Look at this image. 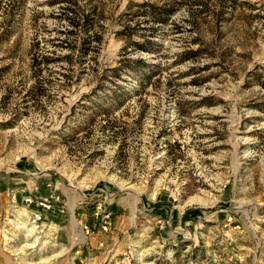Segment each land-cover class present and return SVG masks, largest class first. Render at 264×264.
<instances>
[{"label":"rangeland","instance_id":"1","mask_svg":"<svg viewBox=\"0 0 264 264\" xmlns=\"http://www.w3.org/2000/svg\"><path fill=\"white\" fill-rule=\"evenodd\" d=\"M8 1L0 264H264V0ZM140 1L169 19L150 30ZM91 6L69 32L66 8ZM72 204L101 240L75 257L57 221Z\"/></svg>","mask_w":264,"mask_h":264},{"label":"trees","instance_id":"2","mask_svg":"<svg viewBox=\"0 0 264 264\" xmlns=\"http://www.w3.org/2000/svg\"><path fill=\"white\" fill-rule=\"evenodd\" d=\"M7 0H4V2L0 1V9H2V12L10 11V7L13 4H10L11 2H5ZM55 0H50V2H53ZM74 3V2H71ZM132 2L129 0L127 1L125 7L128 8L129 5ZM138 7V10L142 14H147L152 24L147 26L150 30L154 29L157 25H160L162 23H165L170 16V13L172 12V8L165 7L163 5H155L153 3L147 2V1H140L139 3H135ZM67 11H70V17H69V23L71 25V28L68 30L69 32H72L73 27L78 26V28H81L84 32H87L89 30V27L91 26V14H97L96 8L94 6H91L89 10L86 12H82L79 16H77L76 11L73 8H66ZM10 13V12H8ZM65 13V9L63 11ZM9 21H11V18L8 17V14L6 17L2 18L0 20V30H2V34L5 35L8 33V30L6 28V25L9 24ZM117 34H123L125 35V27L123 26L120 30L116 32ZM151 33L149 36H152L154 32ZM92 39H97V36L95 34H91ZM90 35H86L85 38L80 39L78 48L82 52H86L87 49H89V39ZM150 43L149 39H145L144 42L138 43L135 42V46L137 48H140L142 50L150 51L148 44ZM200 53V50L198 48L196 49H185L182 50V57L183 58H191L193 56H196ZM66 58H69V56L66 54ZM261 69L264 71V67H261ZM261 85L264 86V82H261Z\"/></svg>","mask_w":264,"mask_h":264},{"label":"crops","instance_id":"3","mask_svg":"<svg viewBox=\"0 0 264 264\" xmlns=\"http://www.w3.org/2000/svg\"><path fill=\"white\" fill-rule=\"evenodd\" d=\"M72 205H73V212L76 211L75 221H76L77 224H76V227L74 228L75 230H73V231H75L76 234L79 236L77 238H74V237L71 238L70 235H69V227H70V218H69V216H70V213H71ZM72 205L70 207L69 216L67 218L62 217L63 215L62 216H58L59 219L57 221H62L61 218H63L65 220L64 223L61 224V226H59L60 229H63V232H62V234L59 235V238L62 239V241L68 243V247L73 249V252L75 253L74 254V257H75L77 255V253L80 252V256H81L84 252L89 250V248L85 245V242L87 244H90L91 247H92V246H95L96 243L101 244V240L97 236L95 241L92 242V240H91L92 238L90 236L91 232L89 234H87L88 230L87 229L85 231L83 230V227H85V224L83 222H85L86 217H89L90 214H86L85 211H79L78 209H79L80 206H77L76 204H72ZM112 211H115V210H112ZM117 216H119V215H117ZM55 229H56V227L54 228V230ZM95 236H96V234H95ZM87 237H88V240H86ZM74 246H77V247L74 248Z\"/></svg>","mask_w":264,"mask_h":264},{"label":"bare ground","instance_id":"4","mask_svg":"<svg viewBox=\"0 0 264 264\" xmlns=\"http://www.w3.org/2000/svg\"><path fill=\"white\" fill-rule=\"evenodd\" d=\"M130 188V187H129ZM77 189V197H78V199H82V194L79 192V189L78 188H76ZM75 193V192H74ZM16 212H17V214H18V216L20 215L21 217L22 216H25V218H26V212H21V210H16ZM19 216V217H20ZM70 227H69V235H70V237L72 238L73 237V230H75L74 228L76 227V221H75V219H74V215H73V205H72V208H71V213H70ZM24 219V218H23ZM27 225V224H26ZM25 224H23V223H21V226H19V228L20 229H24V233H25V238H31V239H33L34 238V236L37 234V229H38V227L37 226H31L30 228H28V226H26ZM37 241V238L36 239H34L33 240V243H31V244H28L26 247L27 248H30V247H33V246H35L36 244H35V242ZM37 243V242H36ZM64 251V250H63ZM65 252V251H64ZM64 252H59V253H57V254H54V255H52L51 257H49V258H46V259H41L37 264H39V263H46V261H48L49 259H51V258H54V257H59V256H61ZM24 263H26V264H32V263H27V262H24Z\"/></svg>","mask_w":264,"mask_h":264},{"label":"built area","instance_id":"5","mask_svg":"<svg viewBox=\"0 0 264 264\" xmlns=\"http://www.w3.org/2000/svg\"><path fill=\"white\" fill-rule=\"evenodd\" d=\"M39 203H40V202H39ZM40 204H42V203H40ZM100 206H101V205L98 203L95 207H96V209H99ZM97 213H98V212H97L96 210H94L93 214H94V215H97ZM33 215H34L33 221L39 219V216H38L37 214H33ZM102 217H106V218H107V213L103 214ZM108 225H109V222H108L107 220H104V219H103V225H102V227L105 228V227L108 226Z\"/></svg>","mask_w":264,"mask_h":264}]
</instances>
